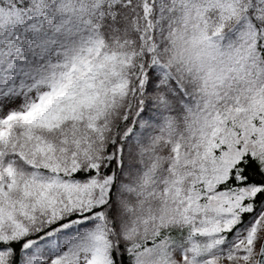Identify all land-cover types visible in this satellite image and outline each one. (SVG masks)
<instances>
[{
    "label": "snow or ice",
    "instance_id": "6c2138e0",
    "mask_svg": "<svg viewBox=\"0 0 264 264\" xmlns=\"http://www.w3.org/2000/svg\"><path fill=\"white\" fill-rule=\"evenodd\" d=\"M0 264H264V0H0Z\"/></svg>",
    "mask_w": 264,
    "mask_h": 264
}]
</instances>
